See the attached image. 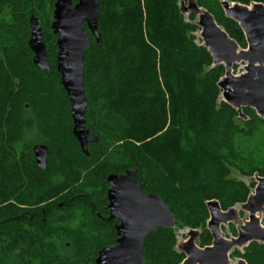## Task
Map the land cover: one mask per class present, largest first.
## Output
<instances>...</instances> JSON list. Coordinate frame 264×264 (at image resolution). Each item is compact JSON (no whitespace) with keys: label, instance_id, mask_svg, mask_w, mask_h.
Wrapping results in <instances>:
<instances>
[{"label":"trees","instance_id":"trees-1","mask_svg":"<svg viewBox=\"0 0 264 264\" xmlns=\"http://www.w3.org/2000/svg\"><path fill=\"white\" fill-rule=\"evenodd\" d=\"M73 4L77 0H72ZM220 1L195 0L246 48L239 25ZM99 41L84 53L86 154L72 134L70 103L56 70L50 28L55 0H0V264H95L116 242L105 220L106 177L137 169L144 192L175 214L174 228L145 238V264H180L176 229H200L212 241L205 203L222 210L244 203L264 176V120L219 101L225 69L213 66L199 30L178 0H97ZM40 22L49 69L32 63L29 17ZM236 66L233 67L235 71ZM47 147L44 171L31 147ZM236 236V229L229 226ZM231 259L264 264V245L250 243Z\"/></svg>","mask_w":264,"mask_h":264},{"label":"water","instance_id":"water-1","mask_svg":"<svg viewBox=\"0 0 264 264\" xmlns=\"http://www.w3.org/2000/svg\"><path fill=\"white\" fill-rule=\"evenodd\" d=\"M226 18L235 21L242 30L247 46H240L229 37L225 29L218 25L213 15L195 0H178L180 13L185 19L195 15L193 24L198 27L197 41L205 47L213 59V66L222 65L224 75L218 82L221 90L218 100L234 108L239 117L242 109L249 107L264 120V5H249L220 1ZM97 0H55L50 28L57 37L56 70L60 83L70 103L72 134L86 154L88 143L97 141L89 135L85 127L87 100L83 88L84 53L90 48L89 35L99 41L97 22L99 18ZM28 47L32 52V63L41 71H46L48 59L43 30L35 15L29 17ZM244 63V72L235 75L233 67ZM36 165L40 170L47 167L48 150L44 145L33 147ZM139 171L127 170L123 175L109 174L106 182L108 220H117L116 242L98 252L95 264H145L142 255L144 241L157 229L174 228L175 214L165 205L162 198L143 191L138 184ZM209 218L206 228L212 241L201 248L198 239L200 229L184 228L187 238L176 243L175 250L185 258L180 264H231L230 255L234 250L243 251L252 242L264 245V226L260 215L264 214V177L256 179L255 188L250 191L244 203L222 210L217 200L205 203ZM248 214L247 220L235 226L236 236L228 232L223 236L221 226L238 219L236 206ZM229 228V226H228ZM179 231V229H176ZM236 264H246L242 258H234Z\"/></svg>","mask_w":264,"mask_h":264},{"label":"rangeland","instance_id":"rangeland-1","mask_svg":"<svg viewBox=\"0 0 264 264\" xmlns=\"http://www.w3.org/2000/svg\"><path fill=\"white\" fill-rule=\"evenodd\" d=\"M51 22H52V20H51ZM243 67H244V63L237 64L236 69L234 71L235 75H238V74H241L242 72H244ZM236 208H237L236 209L237 212L239 213L238 219L235 222H233L232 224L221 226L223 228L222 229L223 236L226 238L230 237L228 234V232H229L228 226H231V225L239 226L248 218V214L245 212H242L239 205H237ZM260 217H261V225L264 226V214L260 215ZM186 233H187V230H179V231L176 230L177 240L178 241H184L187 238ZM236 263H237L236 259H231V264H236Z\"/></svg>","mask_w":264,"mask_h":264},{"label":"flooded vegetation","instance_id":"flooded-vegetation-1","mask_svg":"<svg viewBox=\"0 0 264 264\" xmlns=\"http://www.w3.org/2000/svg\"><path fill=\"white\" fill-rule=\"evenodd\" d=\"M243 119H244V118H243ZM36 145H43V144H39V143H37V144L32 145V147H31V150H32V156H33V160H34L35 165H36V161H35V156H34V154H33V147L36 146ZM44 146H45V145H44ZM36 167H37V165H36ZM37 168H38V167H37ZM38 169H39V168H38ZM42 171H44V170H42ZM125 173H126V171H125L124 173L117 174V175H123V174H125ZM111 174H116V173H111ZM261 177H264V176H255V177H254V183H255V185H254V187L252 188V190H253V189L255 188V186H256V179L261 178ZM106 179H107V177H106ZM106 184H107V187H106V193H107V190L109 189V184H108L107 182H106ZM138 184H142L140 180H138ZM252 190H251V191H252ZM143 191H144V189H143ZM106 200H107V199H106ZM107 205H108V202H107ZM107 205H106V207H107ZM107 209H108V207H107ZM108 216H109V213L107 212V215L104 217V219L107 220V221H109L110 223L113 224L114 233H115V235H116L115 226L118 224V222H117V220H108ZM116 239H117V235H116Z\"/></svg>","mask_w":264,"mask_h":264}]
</instances>
